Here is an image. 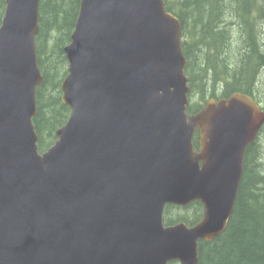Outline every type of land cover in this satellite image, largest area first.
<instances>
[{"label": "water", "instance_id": "water-1", "mask_svg": "<svg viewBox=\"0 0 264 264\" xmlns=\"http://www.w3.org/2000/svg\"><path fill=\"white\" fill-rule=\"evenodd\" d=\"M40 1L6 0L0 25V264H199L264 109L237 91L188 112L183 26L165 0H81L61 85L71 112L40 152ZM194 201L199 222L164 224L167 204Z\"/></svg>", "mask_w": 264, "mask_h": 264}, {"label": "trees", "instance_id": "trees-1", "mask_svg": "<svg viewBox=\"0 0 264 264\" xmlns=\"http://www.w3.org/2000/svg\"><path fill=\"white\" fill-rule=\"evenodd\" d=\"M80 1H40L36 45L44 80L37 89L38 113L34 117L40 152L54 144L57 129L66 123L71 112L62 100L61 85L69 64L65 47L75 29ZM165 3L167 10L182 23L190 97H199L198 103L188 106V112L199 111L209 98H226L236 91L257 97L258 77L264 68V0H165ZM5 9L6 0H0V25ZM263 133L264 126L247 148L243 178L225 231L212 241H200L199 264H264ZM199 142L197 130L196 148ZM177 209L191 211L175 214ZM202 215L203 204L194 201L187 207L167 205L164 219L167 224L184 221L193 225Z\"/></svg>", "mask_w": 264, "mask_h": 264}, {"label": "rangeland", "instance_id": "rangeland-1", "mask_svg": "<svg viewBox=\"0 0 264 264\" xmlns=\"http://www.w3.org/2000/svg\"><path fill=\"white\" fill-rule=\"evenodd\" d=\"M234 38H235V40L238 39L237 36H235ZM235 45H237V44H235ZM257 87H258V92H257L258 100L260 101V103L262 105H264V68L261 70V72L259 74V77H258V86ZM198 102H199V97L197 95L194 96V97H192V98L190 97V104H192V103L195 104V103H198ZM261 142L264 143V133L261 136ZM261 147L264 148V144H262ZM190 211L189 210L188 211H185L184 209H180V210L177 209L176 212H175V214H185V213H188Z\"/></svg>", "mask_w": 264, "mask_h": 264}, {"label": "bare ground", "instance_id": "bare-ground-1", "mask_svg": "<svg viewBox=\"0 0 264 264\" xmlns=\"http://www.w3.org/2000/svg\"><path fill=\"white\" fill-rule=\"evenodd\" d=\"M69 118V117H68ZM168 205V204H167ZM166 205V206H167ZM164 224L166 225V226H168V225H173L174 223H172V224H167L166 222H165V220H164Z\"/></svg>", "mask_w": 264, "mask_h": 264}]
</instances>
